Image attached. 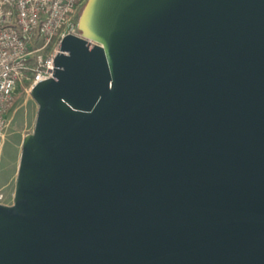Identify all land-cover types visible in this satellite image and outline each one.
<instances>
[{
	"label": "water",
	"instance_id": "obj_1",
	"mask_svg": "<svg viewBox=\"0 0 264 264\" xmlns=\"http://www.w3.org/2000/svg\"><path fill=\"white\" fill-rule=\"evenodd\" d=\"M77 29L0 264H264V0H88Z\"/></svg>",
	"mask_w": 264,
	"mask_h": 264
},
{
	"label": "built area",
	"instance_id": "obj_2",
	"mask_svg": "<svg viewBox=\"0 0 264 264\" xmlns=\"http://www.w3.org/2000/svg\"><path fill=\"white\" fill-rule=\"evenodd\" d=\"M88 0H0V150L19 91L31 92L53 77L64 36H81L79 18ZM15 188L0 186V204L12 205Z\"/></svg>",
	"mask_w": 264,
	"mask_h": 264
},
{
	"label": "rangeland",
	"instance_id": "obj_3",
	"mask_svg": "<svg viewBox=\"0 0 264 264\" xmlns=\"http://www.w3.org/2000/svg\"><path fill=\"white\" fill-rule=\"evenodd\" d=\"M38 110L39 105L31 92L17 93L0 150V186H6L7 191L16 186L23 140L34 131Z\"/></svg>",
	"mask_w": 264,
	"mask_h": 264
}]
</instances>
